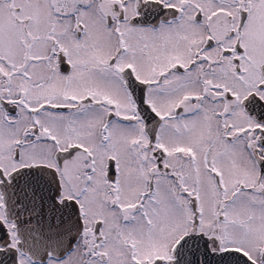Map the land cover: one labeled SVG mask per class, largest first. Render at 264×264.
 <instances>
[{
	"label": "snow or ice",
	"instance_id": "obj_1",
	"mask_svg": "<svg viewBox=\"0 0 264 264\" xmlns=\"http://www.w3.org/2000/svg\"><path fill=\"white\" fill-rule=\"evenodd\" d=\"M0 264H264V0H0Z\"/></svg>",
	"mask_w": 264,
	"mask_h": 264
}]
</instances>
